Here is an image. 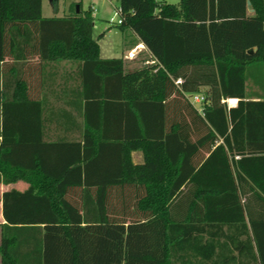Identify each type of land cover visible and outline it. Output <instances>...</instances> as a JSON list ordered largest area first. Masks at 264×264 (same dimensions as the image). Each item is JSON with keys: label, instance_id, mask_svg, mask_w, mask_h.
Returning a JSON list of instances; mask_svg holds the SVG:
<instances>
[{"label": "trees", "instance_id": "trees-1", "mask_svg": "<svg viewBox=\"0 0 264 264\" xmlns=\"http://www.w3.org/2000/svg\"><path fill=\"white\" fill-rule=\"evenodd\" d=\"M120 8L155 65L101 57L81 1L0 0V182L30 183L3 194L1 264H264V0ZM34 56L59 65L44 102Z\"/></svg>", "mask_w": 264, "mask_h": 264}, {"label": "crops", "instance_id": "crops-1", "mask_svg": "<svg viewBox=\"0 0 264 264\" xmlns=\"http://www.w3.org/2000/svg\"><path fill=\"white\" fill-rule=\"evenodd\" d=\"M54 1L51 0V4L53 5ZM250 9L251 6H249V13H253ZM59 11V10H57ZM69 12V8L67 11H65V14ZM58 13V12H57ZM55 14L53 16H62L59 14ZM44 14V13H43ZM53 16H46V17H53ZM126 32H131V35L133 37L132 41L128 43L125 48L123 49V58L125 60V65L126 69L129 71H134L136 69L146 67V66H152L157 63V60L154 58V56L151 54V52L148 50V48L145 46V44L136 36V34L133 31L125 30ZM6 61H11V59L7 58ZM10 62V63H11ZM21 73H23L27 79H28V84L30 88V93L31 96L34 100L44 102V98L46 97L45 94L47 93V90L51 91V88L53 89L54 87L57 86V84H53V78L57 74V68H59V65H47L43 63L39 59L38 56H34L31 59L27 60L25 64H21ZM61 66V65H60ZM61 68L63 71H68L72 74L76 72L78 63L73 62V61H65L62 63ZM49 78L50 82H46L45 80ZM203 97L202 94H198ZM231 103L229 107H235L238 104V98H231ZM74 103L76 102L75 99ZM49 101L54 103L55 106H58L59 103L57 102L58 100L53 98L51 95L49 96ZM201 102L196 103L198 107L201 106ZM36 108L34 110V119L31 117L28 118L27 123H28V129L29 133L27 135V138H25V141L27 144L31 145L32 143L37 142V140H41V126L40 128H37V118H36ZM79 122H82L81 118H78ZM41 122V120H40ZM33 124V127H32ZM41 124V123H40ZM39 124V125H40ZM53 128V126H52ZM51 136L54 135L53 132L50 133ZM79 137V136H78ZM1 139V137H0ZM133 160L136 164L143 162V155L140 151H134L132 153ZM30 187V183L25 181V180H19L14 183H9L6 184L4 182H0V242H1V235H2V225L6 223V220L4 218L3 214V194L6 191L12 190V189H17L19 191H25ZM0 264H1V255H0Z\"/></svg>", "mask_w": 264, "mask_h": 264}, {"label": "rangeland", "instance_id": "rangeland-1", "mask_svg": "<svg viewBox=\"0 0 264 264\" xmlns=\"http://www.w3.org/2000/svg\"><path fill=\"white\" fill-rule=\"evenodd\" d=\"M43 0L44 16H53L57 12L64 15L74 2L81 1L83 8L94 10V37L101 47V57H123V49L133 39L131 32L123 31L118 26L119 17L115 16L116 8H120V0ZM160 3L179 4L181 0H158ZM59 10V11H57ZM115 21L112 22V18ZM130 31V30H129ZM231 103V102H229Z\"/></svg>", "mask_w": 264, "mask_h": 264}, {"label": "built area", "instance_id": "built-area-1", "mask_svg": "<svg viewBox=\"0 0 264 264\" xmlns=\"http://www.w3.org/2000/svg\"><path fill=\"white\" fill-rule=\"evenodd\" d=\"M121 13H122V12H121V8H119V9L116 8L115 16H116V17H117V16L119 17V19H118V24L122 23ZM114 21H115V18L113 17V18H112V22H114ZM180 81H181V80H179V82H180ZM203 99H204V98H203L202 96H200V95H195V96H193V98H192V102L196 104V103H198V102L203 101ZM231 100H232V99H228L227 102L229 103V102H231ZM229 104H230V103H229Z\"/></svg>", "mask_w": 264, "mask_h": 264}, {"label": "water", "instance_id": "water-1", "mask_svg": "<svg viewBox=\"0 0 264 264\" xmlns=\"http://www.w3.org/2000/svg\"><path fill=\"white\" fill-rule=\"evenodd\" d=\"M248 5L251 6V1H248ZM79 8V5L77 6ZM251 11H253V9H250ZM250 53H253V50L249 51Z\"/></svg>", "mask_w": 264, "mask_h": 264}]
</instances>
